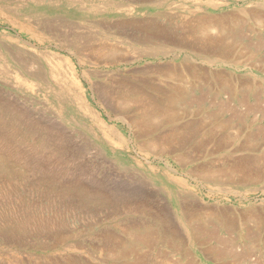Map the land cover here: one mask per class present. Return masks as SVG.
Segmentation results:
<instances>
[{
    "label": "rangeland",
    "instance_id": "obj_1",
    "mask_svg": "<svg viewBox=\"0 0 264 264\" xmlns=\"http://www.w3.org/2000/svg\"><path fill=\"white\" fill-rule=\"evenodd\" d=\"M258 7L0 0V264H264V120L237 105L246 94L264 108V50L238 52L264 42ZM205 20L227 22L231 58L199 41ZM185 60L261 89L183 82L174 125L160 110L144 118L139 104L179 93L166 70ZM216 248L234 255L215 260Z\"/></svg>",
    "mask_w": 264,
    "mask_h": 264
},
{
    "label": "bare ground",
    "instance_id": "obj_2",
    "mask_svg": "<svg viewBox=\"0 0 264 264\" xmlns=\"http://www.w3.org/2000/svg\"><path fill=\"white\" fill-rule=\"evenodd\" d=\"M252 13L254 14V16H256L257 18H259V19H261V18H263L264 17V14H263V8H261V7H258V8H256V9H254V10H252ZM205 19V18H204ZM202 21H200V23H201ZM203 26H205V28H206V30H202V33H201V36L199 35V41H201V42H205V40H206V42H216L217 44L218 43H220V41H221V48H222V51H223V55H225L224 54V52L225 51H228V53L226 54L227 56L226 57H230V54H231V50H230V46H228V44H230V38H231V35H232V33H230V30L226 27L227 26V22H225V21H213V20H205V21H203L202 23H201ZM229 26V25H228ZM231 26V25H230ZM264 27V26H263ZM220 28H224L223 30H218V29H220ZM216 29V30H215ZM214 33H213V32ZM193 32H195V31H193ZM236 32V31H235ZM240 33H242V32H240ZM154 34V33H153ZM159 34V33H158ZM199 34V33H198ZM213 35V36H212ZM154 35H151V37H149V38H146V40L143 42V43H145V44H147V43H150V42H152L153 43V41H154V37H153ZM237 36V35H236ZM238 36H240V35H238ZM167 37V36H166ZM234 37V36H233ZM240 37H242V36H240ZM197 39V40H198ZM158 40V39H157ZM244 40V39H243ZM260 40V39H259ZM262 40V39H261ZM228 41V42H227ZM194 42V41H193ZM200 42V43H201ZM237 43V42H236ZM233 44V43H232ZM244 43H242V46H241V49H240V51H238L239 52V57L240 58H244V57H246V58H249V59H251V60H255V58L257 59V57L259 56V54H260V52L261 51H263L264 50V42H262V41H257V42H255V43H246V44H244ZM200 45V44H199ZM203 45V44H202ZM235 45H237V44H235ZM241 45V44H240ZM217 46V45H216ZM215 46V47H216ZM224 47V48H223ZM230 47V48H229ZM193 48H194V46H193ZM192 47H191V49H193ZM235 48H237V47H235ZM197 50V49H196ZM239 50V49H238ZM211 50H208V48H205V46H204V49L202 50V52H199V54L200 53H203V54H206V53H208V54H210L211 52H210ZM218 51V50H217ZM222 51H220V52H222ZM233 51V50H232ZM229 52H230V54H229ZM195 53H197V52H195ZM236 53V52H235ZM232 54H234V53H232ZM217 55V54H216ZM237 55V54H236ZM233 57V56H232ZM235 57V56H234ZM231 58V57H230ZM236 58V57H235ZM262 59V58H261ZM264 59V58H263ZM248 60V59H247ZM246 60V61H247ZM186 61V60H185ZM262 62H264V61H262ZM262 62H260V63H262ZM184 64H186V66L182 69V70H180V68H177V66L175 67L174 66V68H167V73H168V75H170L171 77H173V78H175L176 79V81H178V86H177V89H174L176 92L177 91H179V93H177L176 95H174V96H168L167 98H163L160 102H157L156 103V101H154V100H152V99H150L149 101H147V102H145V103H142V104H139V106H142L143 108H144V112H143V114L144 115H142V116H144V118L145 117H147L148 118V120H150V121H152V117H154L155 118V115L154 116H151V117H149L148 116V113H153V110H151V109H154L155 111H158V110H160V112L161 113H163V116L161 117V122L162 121H166L169 125H174L175 123H176V119L178 118L177 116H175V114H174V108L176 107V105L178 104V97L179 96H177V95H180V94H182L183 92H181L182 90L181 89H183L184 88V86H183V82L185 83V82H189L191 85L192 84H201V87H207V86H210V85H212V86H217L218 88H217V90L219 89V91L221 92H224V93H228L229 94V96H231V95H233L234 93H244V92H246L247 90H249L250 88H251V85H253V86H255V88L256 89H258V90H260L261 89V85H258V83L256 84V82L254 81V80H252V82L253 83H251L250 81H246V80H244V81H241V82H239V83H237V84H234L233 82L231 83L230 82V80L227 78V77H224L223 76V78H221L220 76L219 77H216V76H214V75H210L209 74V72H207L206 70H202L201 72L200 71H197L196 69H191V67L193 66H191V64H190V61L189 62H187L186 61V63H184ZM252 64H254V63H252ZM256 64H258V63H256ZM255 65V64H254ZM261 65V64H260ZM259 65V66H260ZM183 66V65H182ZM264 66V65H263ZM169 67H171V66H169ZM256 67H258V66H256ZM262 67V66H261ZM260 67V68H261ZM194 68V67H193ZM252 68H254V67H252ZM200 69V68H199ZM262 69V68H261ZM257 70V69H256ZM262 70H264V69H262ZM260 71V70H259ZM163 74H165V73H163ZM164 77V76H163ZM169 77V76H168ZM187 79V80H184V79ZM252 78V77H251ZM214 83V84H213ZM189 84V85H190ZM170 85V84H169ZM147 86V85H146ZM150 86V85H149ZM173 86V85H172ZM171 88V87H170ZM209 88V87H208ZM216 88V87H215ZM192 89V88H191ZM210 89V88H209ZM184 90V89H183ZM190 90V89H189ZM200 90H201V88H200ZM203 90V89H202ZM211 90V89H210ZM164 91V90H163ZM192 92V91H191ZM185 95V94H184ZM238 95V94H237ZM181 96V95H180ZM255 96H257V95H255ZM182 98H183V96H181ZM232 97V96H231ZM200 98V97H199ZM257 98V97H256ZM185 99V98H184ZM146 100V99H145ZM191 100V99H190ZM229 100H231L232 101V99L231 98H229ZM248 98H247V95L246 94H244L243 95V98H241V99H239L238 101H239V103L237 104L238 106H242V107H244V113L245 114H247V115H251L252 114V112L253 113H255V114H260L259 116L261 117V120L263 121L264 120V108H263V110H258V109H256V105H254V106H251V105H247L248 104ZM257 100V99H256ZM181 101V100H180ZM193 101V100H192ZM190 102V101H189ZM188 102V103H189ZM195 101H193V103H194ZM202 102V101H201ZM263 102V101H262ZM262 102H259L260 104L262 103ZM185 103V102H184ZM198 103H200V102H198ZM218 104V103H217ZM256 104V103H255ZM174 105H175V107H174ZM228 105V104H227ZM259 105V104H258ZM191 106V105H190ZM262 106V105H261ZM231 107V106H230ZM239 107V108H240ZM258 107V106H257ZM142 108V109H143ZM162 108V109H161ZM173 108V109H172ZM179 108V107H178ZM221 108V107H220ZM261 108V107H260ZM141 109V110H142ZM188 109V108H187ZM223 109V108H222ZM235 109V108H234ZM177 110V109H176ZM185 110V109H184ZM188 111V110H187ZM191 111V110H190ZM231 111V110H230ZM196 112H198L197 110H196ZM200 112V111H199ZM232 112V111H231ZM240 112V111H239ZM238 112V113H239ZM187 113V112H186ZM202 113H203V111H202ZM226 113H228V112H226ZM185 114V113H184ZM201 114V113H200ZM204 114H206V113H204ZM211 114V113H210ZM233 115H236V113L234 114V112L232 113ZM254 114V115H255ZM219 115V114H218ZM210 116H206V117H204L203 118V120H202V126H206L205 124H207V123H203V122H205V120H207L208 118H209ZM259 117V118H260ZM140 118V117H139ZM201 118V117H200ZM195 119V118H194ZM193 119V120H194ZM209 120V119H208ZM244 120V119H243ZM136 121V120H135ZM137 121H140V119L139 120H137ZM147 121V120H146ZM215 121V120H214ZM217 121V120H216ZM220 121V120H219ZM229 121V120H228ZM211 122V121H210ZM225 122V121H224ZM139 123V122H138ZM163 123V122H162ZM215 123V122H214ZM222 123V122H221ZM178 124V123H177ZM199 124V123H198ZM198 124H194V122L192 123V122H189V124L187 125V126H200V125H198ZM231 124V123H230ZM147 125V124H146ZM229 125V124H228ZM176 126V125H175ZM181 126V125H180ZM210 126V125H209ZM217 126H225V125H221V124H218ZM230 126V125H229ZM154 127H155V125H154ZM144 129V128H143ZM258 129H260V128H258ZM263 128H261V130H262ZM243 130V129H242ZM264 130V129H263ZM206 132V131H205ZM258 132H260V131H258ZM241 134H242V132H241ZM208 135V134H207ZM211 135V134H210ZM235 135V134H234ZM237 135V134H236ZM249 135V134H248ZM247 136V135H246ZM237 137H238V135H237ZM248 137V136H247ZM249 137H251V135L249 136ZM253 138V137H252ZM259 142V141H258ZM257 142V143H258ZM256 143V144H257ZM263 145V144H262ZM254 146H256V145H254ZM260 147V146H259ZM241 150H242V148H240ZM256 149V148H255ZM259 149V148H258ZM249 158V157H248ZM253 158V157H252ZM251 158V159H252ZM262 158V157H261ZM260 159V158H259ZM250 160V159H249ZM253 160V159H252ZM248 161V160H247ZM260 161V160H259ZM258 161V162H259ZM263 161V160H262ZM240 163V162H239ZM253 163V162H252ZM257 165H258V163H257ZM259 166V165H258ZM253 169H255V167H253ZM259 171V170H258ZM260 172V171H259ZM225 219V218H224ZM223 219V220H224ZM228 219V218H227ZM227 227H229V226H227ZM226 227V228H227ZM149 228V227H148ZM230 228V227H229ZM145 230H148L147 228L145 229ZM150 230V229H149ZM196 230H198V228L196 229ZM153 231V230H152ZM151 230L150 231H148V232H146V235H144V236H146L145 237V239L148 241H146V240H144L143 239V241L145 242V244L147 245V246H153V244L152 243H155V242H153V232H152ZM155 233V232H154ZM144 234V233H143ZM158 234V233H157ZM156 234V235H157ZM194 234H196V233H194ZM203 235V234H202ZM212 235V234H211ZM214 235V234H213ZM138 236V235H137ZM196 236H197V234H196ZM195 236V237H196ZM209 236V235H208ZM139 237V236H138ZM158 237V236H157ZM216 237V236H215ZM209 238V237H208ZM135 239V238H134ZM149 239V240H148ZM155 239L156 238H154V241H155ZM136 240H137V238H136ZM139 240V239H138ZM210 240V239H209ZM215 240H216V238H215ZM227 240V239H226ZM134 241V240H133ZM158 241V240H157ZM135 242V241H134ZM138 242V241H137ZM139 242H142L141 240L139 241ZM219 242H221V241H219ZM230 242V241H229ZM169 243V242H168ZM136 244V243H135ZM221 244V243H220ZM228 244V243H227ZM224 245V244H223ZM234 247V246H233ZM255 247V246H254ZM253 247V248H254ZM174 248V247H173ZM207 248V247H206ZM232 248V247H231ZM230 248V249H231ZM233 250V249H232ZM251 250H252V248H251ZM261 250L262 251H264V246L261 248ZM206 251V250H205ZM248 251V250H247ZM162 252V251H161ZM253 253V252H252ZM184 254H185V252H184ZM187 254V253H186ZM211 254H212V257L215 259V260H221L222 258H226L228 255H232L233 253L232 252H230L229 250H227V249H224V248H216V249H212L211 250ZM238 254V253H237ZM234 255V254H233ZM239 255V254H238ZM252 255V254H251ZM250 255V256H251ZM187 256V255H186ZM189 256V255H188ZM211 256V255H210ZM236 256V255H235ZM243 256H244V254H243ZM247 256V255H246ZM246 256H244V260H247L248 258L246 257ZM237 257V256H236ZM242 257V256H241ZM142 258V257H141ZM188 258H190V256L188 257ZM234 258V257H233ZM143 259V258H142ZM146 259H148V258H146ZM235 259V258H234ZM242 259V258H241ZM137 260H139L140 261V258H139V256L137 257ZM190 260V259H189ZM189 260H187V262L189 261ZM253 260V259H252ZM193 261V260H192ZM225 261V260H224ZM237 261H238V259H237ZM191 262V261H190ZM239 262V261H238ZM143 263L145 264L146 262H145V260H143ZM194 263V262H193ZM192 264V263H191ZM219 264V263H218ZM224 264V263H223ZM255 264V263H254Z\"/></svg>",
    "mask_w": 264,
    "mask_h": 264
}]
</instances>
